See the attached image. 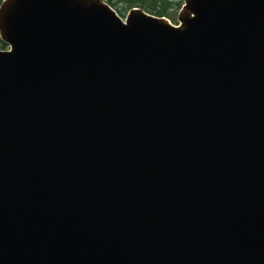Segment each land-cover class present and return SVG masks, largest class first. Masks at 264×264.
<instances>
[{"label": "water", "instance_id": "95a60500", "mask_svg": "<svg viewBox=\"0 0 264 264\" xmlns=\"http://www.w3.org/2000/svg\"><path fill=\"white\" fill-rule=\"evenodd\" d=\"M180 20L0 6V264H264V0Z\"/></svg>", "mask_w": 264, "mask_h": 264}, {"label": "rangeland", "instance_id": "374dc122", "mask_svg": "<svg viewBox=\"0 0 264 264\" xmlns=\"http://www.w3.org/2000/svg\"><path fill=\"white\" fill-rule=\"evenodd\" d=\"M113 4V7L123 16L128 17L129 11L135 7H140L146 12L155 14L157 10L167 8L165 18L168 19L173 25L178 26L181 24L180 13L184 10L186 0H105ZM178 3H181L180 6ZM158 12V11H157ZM156 15V14H155ZM10 44L2 40L0 35V49L9 50Z\"/></svg>", "mask_w": 264, "mask_h": 264}, {"label": "trees", "instance_id": "16d2710c", "mask_svg": "<svg viewBox=\"0 0 264 264\" xmlns=\"http://www.w3.org/2000/svg\"><path fill=\"white\" fill-rule=\"evenodd\" d=\"M3 1H4V0H0V5L3 3ZM135 1H143V0H135ZM180 4H181V3H178L179 6H180ZM166 10H167V8L164 7L163 10H161V11H160V9L157 10L158 12L156 11L155 14H156V15H159V16H166V13H165Z\"/></svg>", "mask_w": 264, "mask_h": 264}]
</instances>
